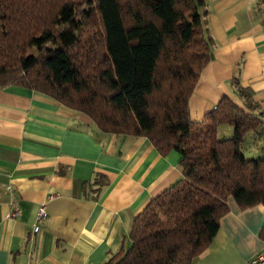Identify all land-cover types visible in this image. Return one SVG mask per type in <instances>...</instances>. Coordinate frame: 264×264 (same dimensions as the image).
<instances>
[{"label":"trees","instance_id":"trees-1","mask_svg":"<svg viewBox=\"0 0 264 264\" xmlns=\"http://www.w3.org/2000/svg\"><path fill=\"white\" fill-rule=\"evenodd\" d=\"M204 7L205 0H0V89L40 93L105 134L143 137L160 156H180V180L135 216L130 246L104 264H191L215 237L228 198L243 210L264 205V154L244 152L247 134L262 125L248 113L253 106L246 112L223 97L200 122L189 117L213 47ZM220 127L231 136L219 137Z\"/></svg>","mask_w":264,"mask_h":264},{"label":"crops","instance_id":"crops-1","mask_svg":"<svg viewBox=\"0 0 264 264\" xmlns=\"http://www.w3.org/2000/svg\"><path fill=\"white\" fill-rule=\"evenodd\" d=\"M203 10L213 47L188 101L190 120L200 122L223 97L246 112L250 104L262 125L247 134L244 152L262 156L264 0H205ZM179 162L177 152L160 156L146 138L103 133L45 95L0 89V264H104L130 246L135 216L180 180ZM11 206L18 214L7 220ZM227 207L191 264H253L264 253V205L243 210L228 198Z\"/></svg>","mask_w":264,"mask_h":264},{"label":"built area","instance_id":"built-area-1","mask_svg":"<svg viewBox=\"0 0 264 264\" xmlns=\"http://www.w3.org/2000/svg\"><path fill=\"white\" fill-rule=\"evenodd\" d=\"M18 214V208L16 206H11L10 212L5 216V219H13ZM45 217V206L42 205L37 213L36 220L37 222H40ZM36 232L37 229H34ZM253 264H264V253L259 254L255 257V259L252 261Z\"/></svg>","mask_w":264,"mask_h":264},{"label":"rangeland","instance_id":"rangeland-1","mask_svg":"<svg viewBox=\"0 0 264 264\" xmlns=\"http://www.w3.org/2000/svg\"><path fill=\"white\" fill-rule=\"evenodd\" d=\"M31 54H36V50H32L31 52H30ZM227 133V132H226ZM220 137H225L226 138V136H225V134L222 132V133H220ZM228 137V136H227ZM229 137H230V134H229Z\"/></svg>","mask_w":264,"mask_h":264}]
</instances>
